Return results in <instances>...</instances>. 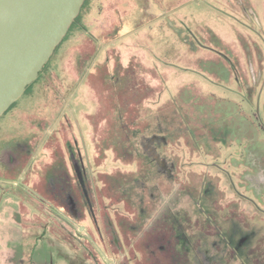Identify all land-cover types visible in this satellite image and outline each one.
I'll use <instances>...</instances> for the list:
<instances>
[{
	"label": "rangeland",
	"instance_id": "rangeland-1",
	"mask_svg": "<svg viewBox=\"0 0 264 264\" xmlns=\"http://www.w3.org/2000/svg\"><path fill=\"white\" fill-rule=\"evenodd\" d=\"M81 25L0 117V264H145L154 223L182 264H264V0H91ZM212 36L247 79L238 36L261 51L252 102L222 62L206 72ZM186 88L238 103L252 140H170L158 112ZM77 177L91 208L71 220Z\"/></svg>",
	"mask_w": 264,
	"mask_h": 264
},
{
	"label": "trees",
	"instance_id": "trees-1",
	"mask_svg": "<svg viewBox=\"0 0 264 264\" xmlns=\"http://www.w3.org/2000/svg\"><path fill=\"white\" fill-rule=\"evenodd\" d=\"M90 1L91 0L84 1L78 16L70 25L67 34L64 36L61 43L55 48L52 56L74 29L85 31L84 27L81 25V18L88 9ZM212 40L217 44V48H219V57L217 56V59L214 61H208V71L206 72L212 75L213 78L218 79L217 77L219 76L209 72V70L214 67L215 62L218 64L222 62L226 67L225 69L227 70L229 77H234L235 81L239 84V87L243 90L246 101H248V103L252 102L256 94V89L260 85L262 79L263 60L261 51L256 44H252V48L248 45L247 40L244 37L238 36L239 45L246 60V68L248 71L247 79V77L241 76L239 72V58L236 55H229L227 53V46H225L221 40L218 38L216 39L215 36H212ZM190 46L193 47V49H196V47H202L197 42L192 43ZM48 63L49 61L44 64L37 79L25 88L24 94L31 93L32 87L46 74ZM185 91L186 92L184 93L179 92L165 105V107H163L162 110L158 112L160 124L170 140L179 141L180 138H185L192 141L198 150L203 149L202 147H204L205 150H213V154L216 155L218 154V146L229 148L234 143L240 144L243 143L244 140L249 143V140H252L250 135L251 132L249 134L247 127L241 122L236 121L238 114L239 117L243 118L241 107L238 103L217 98L213 94L202 95L193 88H186ZM182 94L185 96L183 97ZM15 104L16 102L13 103L8 110H10ZM233 121H236L237 124H233ZM196 136H198V138ZM76 182L77 190L81 192L79 196L82 198L83 203L79 202V196L73 192V189L69 190L70 188L59 189V199H61V201L58 200L59 202H57L59 206L65 209V215L71 220H75L77 215L82 211L81 204H83L84 208H87V210L91 208L90 203L84 194V183L79 181L78 177L76 178ZM69 191L72 193V196L69 195ZM70 197L73 200L76 217L72 215L69 209L68 199ZM154 224L150 225V230H152L150 231L152 234V242L148 253L143 252V262L145 264H182L187 252L183 248H179V239L177 237L174 238L175 235L173 236L171 233L168 234L170 229L167 224L164 227L156 226ZM182 228L183 227H181V230ZM153 241H158L159 244H156ZM112 242L116 243V240L113 239ZM153 245L155 248H153ZM242 264L245 263L242 262Z\"/></svg>",
	"mask_w": 264,
	"mask_h": 264
},
{
	"label": "water",
	"instance_id": "water-1",
	"mask_svg": "<svg viewBox=\"0 0 264 264\" xmlns=\"http://www.w3.org/2000/svg\"><path fill=\"white\" fill-rule=\"evenodd\" d=\"M84 1L0 0V117L37 79Z\"/></svg>",
	"mask_w": 264,
	"mask_h": 264
}]
</instances>
